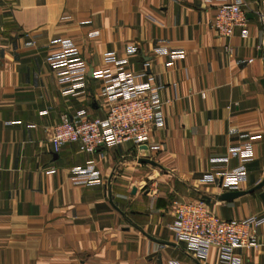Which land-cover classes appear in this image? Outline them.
I'll return each mask as SVG.
<instances>
[{
	"label": "crops",
	"instance_id": "0c3cea01",
	"mask_svg": "<svg viewBox=\"0 0 264 264\" xmlns=\"http://www.w3.org/2000/svg\"><path fill=\"white\" fill-rule=\"evenodd\" d=\"M244 1L247 33L223 37L213 26L220 0H0V264H224L220 248L202 254L176 237L173 202H201L228 220L263 213L264 187L221 199L264 178V26L255 12L264 0ZM56 39L79 47L83 79L59 81L47 60ZM120 67L162 84L164 120L145 143L157 165L141 162L133 142L56 151L64 114L105 117L102 72ZM248 144L246 178L224 186L222 173L242 159H215ZM89 165L100 182H77L75 169ZM257 232V248L235 250L237 264H264V223Z\"/></svg>",
	"mask_w": 264,
	"mask_h": 264
},
{
	"label": "built area",
	"instance_id": "2783aa9c",
	"mask_svg": "<svg viewBox=\"0 0 264 264\" xmlns=\"http://www.w3.org/2000/svg\"><path fill=\"white\" fill-rule=\"evenodd\" d=\"M220 1L213 19V26L218 34L231 37L238 27L244 28L247 33L248 13L245 1ZM255 12L264 26V5ZM227 49L230 53L233 52L231 47L228 46ZM177 56L179 54L174 55ZM107 58L110 61L114 60L111 56ZM47 60L63 84L75 83L83 79L87 73V64L79 47L69 40H54ZM171 64L172 61L168 62V65ZM146 77L147 79L143 80ZM102 78L104 83L102 96L107 103L105 117L91 118L85 110H81L78 113L79 120L74 121L69 115L64 114L53 130L52 142L56 151L68 142L79 143L88 153H95L105 146L128 142L141 145L148 143L152 124L162 125L164 120L161 111L162 84L155 81L154 75L146 70L135 73L120 67L115 73L110 69L104 70ZM253 155V145L248 144L232 148L228 156L215 159L228 161L230 156L242 159L238 167L222 173V184L231 189L236 188L246 178V163ZM75 170L79 174L77 182L87 184L100 182L99 172L93 165L86 168L78 167ZM55 171L54 167L48 169V172ZM205 180L213 181L214 176L207 175ZM173 208L175 214L173 230L176 237L187 240L202 254H206L211 246L220 248L224 264L240 262L239 256L235 253L236 249H254L259 246L257 228L264 223V209L260 216L228 220L210 211L201 202L175 200Z\"/></svg>",
	"mask_w": 264,
	"mask_h": 264
},
{
	"label": "water",
	"instance_id": "95a60500",
	"mask_svg": "<svg viewBox=\"0 0 264 264\" xmlns=\"http://www.w3.org/2000/svg\"><path fill=\"white\" fill-rule=\"evenodd\" d=\"M140 151L144 153V157L140 159L141 162L150 163L152 165H157V163L150 158V148L147 144H142L140 146ZM264 187V178L257 185L249 190H237V191H226L221 195V199L230 200L242 196L244 194H248L259 190ZM261 197L264 199V193L261 194Z\"/></svg>",
	"mask_w": 264,
	"mask_h": 264
}]
</instances>
